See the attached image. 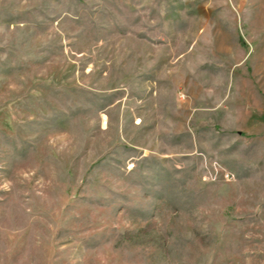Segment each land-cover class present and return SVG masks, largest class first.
Instances as JSON below:
<instances>
[{"label":"rangeland","instance_id":"374dc122","mask_svg":"<svg viewBox=\"0 0 264 264\" xmlns=\"http://www.w3.org/2000/svg\"><path fill=\"white\" fill-rule=\"evenodd\" d=\"M0 264H264V0H0Z\"/></svg>","mask_w":264,"mask_h":264},{"label":"built area","instance_id":"2783aa9c","mask_svg":"<svg viewBox=\"0 0 264 264\" xmlns=\"http://www.w3.org/2000/svg\"><path fill=\"white\" fill-rule=\"evenodd\" d=\"M226 178L228 179V178H230V177L227 175V177H226Z\"/></svg>","mask_w":264,"mask_h":264}]
</instances>
